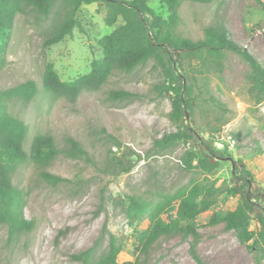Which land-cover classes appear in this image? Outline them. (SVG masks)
Listing matches in <instances>:
<instances>
[{
    "label": "rangeland",
    "instance_id": "374dc122",
    "mask_svg": "<svg viewBox=\"0 0 264 264\" xmlns=\"http://www.w3.org/2000/svg\"><path fill=\"white\" fill-rule=\"evenodd\" d=\"M149 5L157 16L168 18L159 0ZM56 10L48 18L33 12L18 15L12 30H0V90L26 81H34L38 88L31 101L8 102L10 114L28 128L25 148L29 150L37 135H49L57 149L48 165L27 162L13 175L23 195L24 215L35 228L10 241L7 226L0 224V264H78L71 256L90 247L103 226L120 245L119 261H132L136 239L147 230L152 213L162 206L166 217L178 203L168 205L167 198L195 185L204 189L200 199L231 186L239 177L238 170L233 175L234 166L244 165L250 172L251 199L264 214V127L259 126L264 121V101L258 104L250 94L252 71L243 59L226 53L222 60L206 65L185 63L194 79L198 107L186 113L184 122L197 141L161 148L156 142L178 125L169 117L172 94L162 91L166 77L154 60L128 73L115 71L99 90L84 91L75 100L45 91L43 77L50 65L63 82L87 75L92 62L102 56L99 40L121 23L107 26L101 4L83 6L77 15L80 28L46 47L45 40L60 18ZM179 16L176 34L192 41L202 39L214 21H222L232 38L264 66V0L181 1ZM120 90L131 97L109 96ZM213 150L224 151L226 157L213 158ZM190 151L213 158L218 167L186 170ZM43 173L63 181L47 182ZM127 195H141L151 202L149 211L134 223L126 218ZM215 198L217 204L196 223L200 235L196 253L202 264H255L234 232L226 231L223 223L210 224L213 212L233 210L238 197L218 192ZM251 229L257 230L255 219ZM191 243L192 238L179 229L155 243L146 264H197Z\"/></svg>",
    "mask_w": 264,
    "mask_h": 264
},
{
    "label": "trees",
    "instance_id": "16d2710c",
    "mask_svg": "<svg viewBox=\"0 0 264 264\" xmlns=\"http://www.w3.org/2000/svg\"><path fill=\"white\" fill-rule=\"evenodd\" d=\"M181 1L208 4L213 0H159L168 10L167 19L155 14L149 5L151 0H0V30H12L18 15L33 12L48 18L54 9H57L56 14L60 18L44 43L46 47H51L70 37L75 28H80L77 15L83 6L103 5L106 11V25L114 27L119 21L121 23L109 35L99 40L102 56L92 62L87 75L70 82L61 81L50 65L43 77L45 91L55 97L75 100L84 91L99 90L115 71L128 73L137 66L154 60L161 66L166 77L162 91L172 94V112L169 117L178 125L175 132L164 134L156 143L161 148L181 143L191 144L197 141V137L185 125L184 118L186 113H193L198 106L194 79L185 70V63L198 61L206 65L212 61L222 60L226 53L238 55L251 68L250 94L256 97L258 104L264 101V66L232 38L220 20L208 26L204 31V37L198 41L177 35ZM37 93L38 88L34 81H26L15 88L0 90V224L7 226L10 241L35 228L34 221L24 215V199L22 192L13 183L14 173L20 165L27 162L48 165L57 155L54 140L49 135H37L32 140L29 150H26L28 128L23 121L9 112L8 102L12 100L28 102L33 100ZM109 96L129 99L131 94L120 90L111 91ZM259 126L261 130L264 121ZM207 134L210 136L213 132ZM71 144L74 149L84 153L75 141H71ZM224 151L213 150L212 157L222 160L226 157ZM186 156L185 169L188 171L194 168L211 170L218 167V162L203 153L190 151ZM237 170L239 177L236 182L217 190L220 194L238 197L237 205L227 212H213L210 224L223 223L224 229L234 232L238 241L247 247L255 264H262L264 214L258 212L252 202L250 172L244 165L241 169L234 166L233 175ZM42 177L54 184L63 181L62 178L47 173H43ZM217 191L208 192L200 199L204 189L195 185L182 190L173 198H167L168 205H172L173 201L178 203L166 212V217L163 216L162 206L152 213L147 230L140 233L136 239L134 248L136 257L132 261H119L120 245L106 226H103L90 247L73 254L71 258L78 264H146L155 243L180 229L184 237L192 238V258L197 264H202L196 253V246L200 240L196 223L200 215L217 204L215 198ZM126 200L128 203L126 218L131 223L142 218L151 207V202L141 195H127ZM253 219L257 224L256 231L251 229Z\"/></svg>",
    "mask_w": 264,
    "mask_h": 264
}]
</instances>
